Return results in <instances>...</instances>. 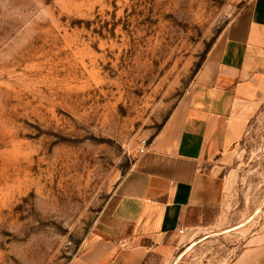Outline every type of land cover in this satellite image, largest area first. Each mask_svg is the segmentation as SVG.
<instances>
[{
	"label": "rangeland",
	"instance_id": "1",
	"mask_svg": "<svg viewBox=\"0 0 264 264\" xmlns=\"http://www.w3.org/2000/svg\"><path fill=\"white\" fill-rule=\"evenodd\" d=\"M246 1L0 0V264L71 263ZM232 171L242 226L189 263L227 259L261 223L264 105Z\"/></svg>",
	"mask_w": 264,
	"mask_h": 264
},
{
	"label": "crops",
	"instance_id": "2",
	"mask_svg": "<svg viewBox=\"0 0 264 264\" xmlns=\"http://www.w3.org/2000/svg\"><path fill=\"white\" fill-rule=\"evenodd\" d=\"M263 105L264 0H247L187 93L146 136L148 150L134 159L70 264H192L191 248L240 228L227 227L232 167ZM256 213L258 227L213 264H264V202Z\"/></svg>",
	"mask_w": 264,
	"mask_h": 264
},
{
	"label": "built area",
	"instance_id": "3",
	"mask_svg": "<svg viewBox=\"0 0 264 264\" xmlns=\"http://www.w3.org/2000/svg\"><path fill=\"white\" fill-rule=\"evenodd\" d=\"M148 143L146 139H142L137 147V155H142L148 150ZM179 233H182V231H179Z\"/></svg>",
	"mask_w": 264,
	"mask_h": 264
}]
</instances>
